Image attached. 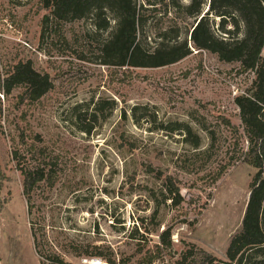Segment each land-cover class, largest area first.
<instances>
[{
    "label": "rangeland",
    "instance_id": "374dc122",
    "mask_svg": "<svg viewBox=\"0 0 264 264\" xmlns=\"http://www.w3.org/2000/svg\"><path fill=\"white\" fill-rule=\"evenodd\" d=\"M203 1L200 14L189 15L191 0H137L144 49L178 36L191 53L162 67H115L100 56L116 27L109 11L110 28L102 31L93 17L57 20L43 0H0L1 79L18 63L30 62L52 83L35 101L24 85L9 93L0 89V264H41L12 155L16 148L35 150L56 177L45 201L49 244L66 242L58 233L65 225L93 254H67L68 264H176L190 248L211 254V264L230 263L226 251L241 230L257 169L241 160L216 182L214 174L244 141L223 117L243 133L234 99L254 87L256 75L194 48L190 33L201 17H209L216 31L220 22L210 0ZM96 102L101 116L90 122ZM175 121L190 123L206 146L204 126L215 129L212 152L194 150L182 135L161 129ZM88 123L94 128L83 132ZM158 172L179 180L182 204L163 202ZM157 223L159 231L172 228V248L158 246V232H152Z\"/></svg>",
    "mask_w": 264,
    "mask_h": 264
},
{
    "label": "trees",
    "instance_id": "16d2710c",
    "mask_svg": "<svg viewBox=\"0 0 264 264\" xmlns=\"http://www.w3.org/2000/svg\"><path fill=\"white\" fill-rule=\"evenodd\" d=\"M51 15L57 20H77L93 17L99 30L110 28V20L106 13L113 14L116 20L115 30L102 45L100 56L103 64L115 67H162L178 62L191 53L188 41H180L178 36L172 43L161 42L153 51L144 49L138 41L139 4L137 0H43ZM203 0H191L185 7L189 15H198L202 10ZM212 14L220 18L217 31L213 22L204 15L193 27L190 41L196 50H207L217 55L224 62H239L244 71L256 75L254 87L235 97L234 102L239 109L243 133L229 119L223 117L224 124L230 128L238 140L230 161L222 165L214 174L218 181L223 174L238 161H243L257 169L251 183L250 193L242 220L241 230L232 236L226 255L228 264H264V0H210ZM215 21V19L213 20ZM24 85L25 95L31 101L40 99L52 86L48 75L37 72L30 62L18 63L10 73L1 79L0 89L9 93L14 87ZM76 106L75 111L81 110ZM100 102H96L89 114L90 122L98 121L101 116ZM88 114V109H86ZM126 117V114H124ZM78 117V116H77ZM103 118H106L103 115ZM94 123L83 125L80 129L90 133ZM209 143L203 145L202 136L187 122L175 121L172 126H162V130L183 136V141L192 149L201 153H210L217 141V131L204 126ZM30 154L20 152L17 148L12 152L16 167L23 177V195L27 203V212L31 227L34 248L41 264H68L67 254L92 256L84 251L70 235L69 227L59 226V234L65 235L66 242L49 244L47 224V207L45 203L49 192L56 184L54 172L49 164L33 149ZM163 179L160 193L163 202H170L173 207L184 202L179 180L171 175ZM153 192V191H152ZM154 194V193H153ZM158 200V199H157ZM158 209L153 218H156ZM156 224L159 245L172 248V228L165 227L159 231ZM60 246V247H58ZM101 256L102 253H97ZM214 257L203 249L190 248L183 251L176 264H211ZM111 263L114 261L110 260Z\"/></svg>",
    "mask_w": 264,
    "mask_h": 264
},
{
    "label": "built area",
    "instance_id": "2783aa9c",
    "mask_svg": "<svg viewBox=\"0 0 264 264\" xmlns=\"http://www.w3.org/2000/svg\"><path fill=\"white\" fill-rule=\"evenodd\" d=\"M97 260H95V259H91V260H86V259H84V262H90V263H93V262H96Z\"/></svg>",
    "mask_w": 264,
    "mask_h": 264
},
{
    "label": "water",
    "instance_id": "95a60500",
    "mask_svg": "<svg viewBox=\"0 0 264 264\" xmlns=\"http://www.w3.org/2000/svg\"><path fill=\"white\" fill-rule=\"evenodd\" d=\"M191 37V36H190Z\"/></svg>",
    "mask_w": 264,
    "mask_h": 264
}]
</instances>
